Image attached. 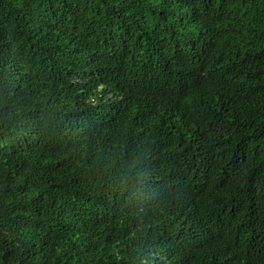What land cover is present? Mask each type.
Here are the masks:
<instances>
[{"label": "trees", "instance_id": "1", "mask_svg": "<svg viewBox=\"0 0 264 264\" xmlns=\"http://www.w3.org/2000/svg\"><path fill=\"white\" fill-rule=\"evenodd\" d=\"M0 264H264V0H0Z\"/></svg>", "mask_w": 264, "mask_h": 264}]
</instances>
